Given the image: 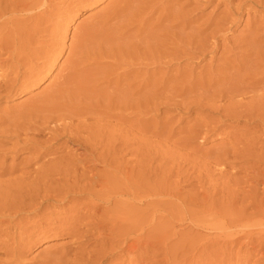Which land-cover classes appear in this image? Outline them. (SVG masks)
Instances as JSON below:
<instances>
[{
	"label": "bare ground",
	"instance_id": "bare-ground-1",
	"mask_svg": "<svg viewBox=\"0 0 264 264\" xmlns=\"http://www.w3.org/2000/svg\"><path fill=\"white\" fill-rule=\"evenodd\" d=\"M54 1L0 0V55L8 54L4 60L0 59V74L3 75L0 99L23 93L31 79L37 77V71L49 62L47 51L41 46L42 50L35 49L33 45L35 39L40 38L38 36L51 33L52 23L55 25L52 20L57 10ZM214 1L204 0L206 3ZM219 1L226 9L199 24L200 19H194L190 10L183 13V6H178L176 0H121V7L116 4L119 10L111 9L108 16L98 17L104 25L92 24L99 35L107 37L104 40L117 43L125 37L121 33L118 35L119 25H126L128 31H133L139 22L136 34L135 31L131 34L130 41L125 39L128 43L125 41L124 47L128 52L122 47L127 53L120 49L121 52L114 49L116 52L111 53L113 58L119 56L120 64H126L128 70L117 75V71L113 72L115 77H111L106 76L108 72L102 70L104 67L100 71L106 75L95 73V68H81L84 62L79 57L85 55L81 47V53L75 52L74 60L64 70L67 73L60 77L55 90L23 105L17 115L1 114L0 140L4 142L0 143V154H12L14 159L25 155L11 168L0 166V252L7 261L3 262H22L27 245L35 234L42 233L72 238L76 248L68 258L69 253L60 254V257L57 253L47 256L45 264H107L114 257L128 264H232L234 261L250 262L255 253L258 260L254 264H264V151L258 152L255 148L256 144L264 148V40L260 36L264 23L251 21L249 17L244 27L247 33L245 53L240 52L244 54L233 60L232 56L228 57L219 75L209 71L197 75L198 78L193 75L180 80L182 73L178 77L169 73V78H156L165 68L163 64L170 66L189 56L206 57L210 53L209 45L213 43L215 48L219 36L238 26L245 13L264 14V0ZM130 8L134 9V14L128 11ZM152 17L155 22L147 26ZM58 23L56 21V25ZM127 33L125 31L124 35ZM85 34L87 32L83 36ZM39 59L41 62L33 64V60ZM90 60L98 63L93 58ZM39 64L42 67L38 68ZM101 84L104 87L99 89ZM158 99L166 100V104L173 101L177 107L181 105L183 111V107L187 111L206 108L214 115L186 129L188 135L180 142L185 148L198 139L205 143L221 137L227 132L223 128L229 127V121L238 124L243 120H248V124L254 121L257 127L251 129L253 131L245 126L244 130L240 128L244 133H234L232 147L218 148L216 157L210 161L211 165L239 164L232 167L234 174L222 181L223 173L217 179L209 162L205 165L201 162L203 172L196 166L200 175L195 179L202 189L200 193L197 190L191 197L188 195L190 198L186 196L188 193L187 199L177 198L175 191L178 189H172L174 186L164 170L173 157V150L169 149V158L164 153L168 154L167 150L164 148V151L161 144L156 145L157 140L149 138L165 136L166 132L168 138L165 137L169 139L176 129L173 132L166 125L161 127L162 124L158 126L161 129H156L153 127L156 118H151L153 114L147 117L151 118L149 123L142 115V109L153 107ZM151 108L150 112L159 110ZM148 113H144L145 117ZM108 119L121 122L122 127L123 123H128L135 130L131 132L120 124L117 126L118 122L113 125L110 121L109 125ZM260 126L262 131L257 130ZM145 131L147 139L153 142L147 152L146 147L141 146L146 139L139 138L138 134ZM250 136L253 137L250 139ZM132 143L140 146L133 149ZM6 144L11 147L3 148ZM129 154L130 158L134 155V159L127 160ZM129 160L135 165L129 166ZM171 162L172 166L180 163L173 164L172 159ZM183 164L174 168L182 169ZM174 171L171 168L169 172ZM146 201L151 203L147 205ZM134 204L147 207L141 210L133 207ZM110 206L112 208L108 209ZM24 218L29 221H19ZM176 221L207 231L209 236L201 238V234L192 230L188 233L178 231ZM221 245L227 249H222Z\"/></svg>",
	"mask_w": 264,
	"mask_h": 264
},
{
	"label": "rangeland",
	"instance_id": "rangeland-1",
	"mask_svg": "<svg viewBox=\"0 0 264 264\" xmlns=\"http://www.w3.org/2000/svg\"><path fill=\"white\" fill-rule=\"evenodd\" d=\"M72 1L75 2V3H72L71 0H63V1L62 0H55L54 1L53 4L56 7L55 10L56 9L57 10L54 12L52 20H53V22L55 21L54 22L55 25L53 26V23H52V25L49 28V33L50 32L51 33L55 32L56 34L55 33H53V34L50 33L49 35H53V36H51V38H50L49 35L48 36L46 35L47 37L45 35H44V37H42V35L38 36V37H40L39 38L40 40L37 37V39L39 41L35 39V45H33V47L35 49L42 50L40 48V46H41L42 48H44L43 49L44 52L47 51L46 52V56H48L49 62L47 63V65L44 66L45 68H43L42 70L37 71L38 72L37 77H33V79H31V81H30L31 83L28 84V86L26 87V89H25V91L23 93H21L18 96H15V97L14 96L12 97V95L11 96L8 95L7 97H4V98L0 99V112H1L0 116H1V114L2 115L3 114L4 115L5 114L6 115L7 114L10 115V113H11L10 117H12L14 115H17L18 114L17 111L21 112L23 107L26 106L25 104H27V103L29 104L31 101L36 100L39 97H42V95L44 93L48 92L51 89L55 90L56 86H57V84L59 82L60 77L67 73V71L65 72L64 70L70 65L69 64L70 61L74 60L73 56L75 55V52L77 51V53H79V52L81 53L82 48H84L82 51H84L85 55H82V56L79 55L80 56L79 58L82 57V62H84V65L81 66V68H91V69L95 68V69H93L94 72L95 73L97 72V74H99V72L103 73V71H100L101 70L100 68L104 67V68H102V70L106 69L104 72H108V74L107 73H106L107 75L105 73H103V74H105L106 76L110 75L111 77L115 75L116 71L118 72V73H116V75H117V74H119V72L123 73L125 70H128L126 68L128 66H125L126 64H124V63H123V65L120 64L122 62L120 61L121 59L119 58V56H114L116 58V60H114L115 58H113V55H111V53H113V51L116 52V50H118L117 53L120 50L124 51V52H126V51L128 52V50H126V48L124 47V44H125L124 42L126 41V44H127L128 41H130V39H131V37H130L131 34L132 35L136 34L137 29L140 27L139 22H137L138 23L137 29L133 30V31L132 30L128 31L126 29V27H125L126 25L125 26L123 25V27H125V28H123L120 25L119 26L116 25V26L119 27L118 35H119V33H121V35L123 34L122 36H125V37H121V35H120V37L123 39V41H122V39L117 41L118 45H120V46H118L117 43H114L116 41H112L114 43L113 44L112 42L109 43V41L107 40L109 45H110L109 46L107 44V41L104 40V38L106 36L104 37V35L103 36L99 35L96 32V28H95V26L93 24L95 22H98V23L100 22L99 24L101 26L104 25V23L101 22L102 20H100L98 17L100 15H102V14L108 16V14L111 12V11H108V10H111V9L112 10L113 9H118L119 10L120 8L119 7L117 8V5L119 4V2L121 0H84V1L72 0ZM167 1H169V0H167ZM176 1L178 3L177 4L178 6H180V7L183 6V9H184L182 11L183 13L184 12H189L188 10H190V13H191L192 17H195L194 19H200L199 24L204 22V21H206L209 17H212V16L213 17H215V16L217 17L224 9H226V5L225 4H221V1H219V0H216L213 3L212 2L211 3H206V2H204V0H176ZM77 2H79V3H77ZM170 4H172V3H170ZM76 5L78 6L77 8L75 7ZM118 6L121 7L120 4ZM171 9H170V12H172ZM133 10H132V8L128 9V11H132L131 14L132 13L134 14ZM126 13H125V15H126ZM128 14L129 13H127V17H128ZM138 17L139 16H137V20H140V17H139V19H138ZM154 17H152L148 21V24L149 23L153 24L155 22V18ZM249 17H250V19H249ZM242 18H243V20H241V22H240V24H238V26H235L233 29L225 31L221 36H219L220 38H218L219 40H217L218 43H216L215 48L213 46L214 45L213 43H211L209 45L210 46L209 47L210 53L206 57H201V56L200 57H198V56L191 57V56H189V57H185L182 61H179V63L176 62V63H173V65H170V66L169 65L165 66V64H163L165 68H163L162 71L164 73L162 71L157 73L158 75H157L156 78H160V77L169 78L170 75L171 76L173 75L172 77H178V75H180L181 73H182L181 77H179L180 80H181L182 77H187L188 76L190 78V76H193V75H194V77L196 76L195 78H198V76H200V74L201 75H205V74L210 73L209 71H211L210 74L214 75V73H215V75H219V73H221L223 71V68H221V67H224V65H225V64L223 65V62L228 60V57L232 56L230 58H231V60H233V59H236V57H238V56H239L238 58H240L242 56V54L245 53L243 51V47H244V44L246 42V35H247V33L245 31L246 29L244 28L246 23L249 20H251V19H252L251 21H253V20L255 21L256 20L255 22H257V23H259V22H263L264 23V14L263 13H260V14L256 13L255 14V12L252 11L250 13V15L245 13ZM135 20H136V18H135ZM152 20H154V21H152ZM56 21L59 22L58 25H56ZM114 23L115 22H113V24ZM110 24L112 25V22ZM136 24H134V25H136ZM89 25L92 26V28L90 27L91 30L89 28ZM93 26H94V28H93ZM147 26H150V24L147 25ZM86 28H89V30L87 29L89 32L86 31ZM263 28H264V24H263ZM54 29H55V31H54ZM124 30L128 32L125 35H124V33H125ZM85 31L87 32V34H85V36H83L84 33H86ZM90 31H93V33L90 34L91 33ZM130 32H132V33H130ZM133 32H134V34H133ZM94 33L96 35H94ZM146 33H147V31H144L143 34L146 35ZM260 33H262L260 36L264 40V29L261 30ZM88 35H91V36L89 37ZM132 37H134V36H132ZM142 37L143 36H141L140 39H142ZM105 39H107V37ZM125 39H127L128 41L125 40ZM103 41H106V42H103ZM36 42H38V43H36ZM132 42L134 43L135 41H132ZM41 43H42V45H41ZM242 43H243V46H242ZM107 46H109L111 48L109 49ZM217 46H218V48H217ZM113 47H115V48H113ZM122 47L126 51L124 49L122 50ZM106 49H109V50H107V52H104V51H106ZM114 49H116V50H114ZM110 50H112V52ZM108 51L110 52V54H108ZM240 52H244V53H240ZM106 54L109 56V58L110 57L111 58L110 59L107 58L108 56ZM235 54H238V55H235ZM0 56H2V57H0V59L4 60L3 58H5V57L7 58L8 54H4V55H0ZM101 56H102V59H101ZM92 58L95 59V61L98 62V63L95 64V62H93L94 60L93 61L90 60ZM117 58H119V60ZM103 59H106V60H103ZM39 60H33L32 62H33V64H37V63L41 62V59H39ZM42 61H43V59H42ZM41 64H39L40 66H38V68L42 67ZM100 64H101V66H99ZM95 65H97V66H95ZM163 65H161V66L163 67ZM96 68L99 69V70H97ZM22 72H24L23 69H22ZM113 72H115V73L111 74ZM212 72H214V73H212ZM101 73H100V76H102ZM160 73H161V75H160ZM169 73H170V75H169ZM202 73H204V74H202ZM176 74H177V76H175ZM1 75L2 74H0V76ZM105 75H103V76H105ZM162 75H166L167 77L166 76H162ZM2 76L0 77V83H1ZM97 78L100 79V77H97ZM98 83L100 84L101 82H98ZM101 87H104V85L102 86V84H101L99 89ZM9 96H10V98H9ZM158 100H157L158 102L156 101V105H154L153 107L151 105V106H148V108L145 109V110L142 109V112H143L142 115H144V117L143 116L142 117H143V119H147V117H150L151 114H153L151 116V118L153 120L156 118L155 119L156 122H154V126H153L154 128L157 129V128H159L161 126L159 124H162L161 127L166 125L169 130L172 129L173 132H175V129H176V132L178 133V134H176V132L173 133L174 135H172V136L173 137L175 136L174 139H173V137H170L169 139H166V137L168 138V136H167L168 134L166 132H164V134H166L165 135L166 137L163 135L162 137L158 136V137H155L153 139L149 136V138L151 140H155V141L157 140V144L156 145L161 144V147H163V150H164V148L167 150L168 154H166V152H164L165 155H168V156L170 155L171 156V154H172L173 157L170 158V156H169V158H170L169 161L170 162H168V159H167L168 156H166V160H167L166 162H168L167 163V168L168 169L164 168V170H165V173L171 179V181L169 180L170 184L172 183L171 186H174L173 188L172 187L171 188L172 189L177 188L178 190H181V192L178 191V190H177L178 191L177 192V191H175L176 189H174L176 194L178 193L177 194L178 196H176V197L183 200L186 196L190 195V197H191L192 194H194V192L197 193V190H198V193H200V191L202 190L201 188L200 189L198 188L200 186L195 181V179L197 178L198 174L200 175V173H198V172H200L201 168L203 169V165L202 164L205 165V163L209 162L208 164L211 165V162L213 161V159L217 155L216 151L218 150V148H221V147L222 148H226V147H230L231 148L233 141H235V139H233L234 138L233 135H235V134H239L240 135L241 132L243 134L244 133L243 130L246 129V128H248V130L249 129L250 130L254 129L255 127H257V124L253 123L254 121L253 122L249 121V122H251V124L250 123L248 124V120H243L242 123H239V124H238V122H235V121H229V124L227 122L229 127L223 128L224 130L227 129V130H225V132L226 131L227 132L223 133V135L221 137H218V138L215 137L214 141H208V142H205V143H201V139H198L194 143L191 142L192 143V144H190L191 146L187 145V148H185V146L183 147L182 144L180 145V142L182 143L183 142L182 140L186 139L185 136L188 135L186 133L189 130L188 128H191L195 122L201 123L202 121H204V119H205L204 117H208L209 115L211 117L213 114L208 112V110H206V108H196V107L192 111H187L186 107H183L184 111H185L184 112L183 109H182V106L180 105V107H177V104L175 105V102H173V101L169 102L168 104H166L167 103L166 100H163V99L162 100L158 99ZM160 100L162 102L161 103L162 105L158 104V103H160ZM165 101H166V103H165ZM190 101L191 100H188V102H190ZM163 103H164V105H163ZM170 103L174 104V106L176 108L174 106H172ZM151 107L154 109V111L158 110V109L159 110L155 111V112H150L148 109L151 108ZM152 108L150 110H152ZM13 112L15 114H13ZM147 112H149L150 114L148 113L146 115V117H145V114ZM153 116H155V117L153 118ZM151 118H149V119H151ZM149 119L146 120L147 123H149ZM110 121L113 123V125L116 122H118L117 120L115 121L113 119H108V122H110ZM146 121H143L142 124L144 125V122H146ZM111 122H110V124L109 123L108 124L111 125L112 124ZM166 122L167 123L169 122V123L166 124ZM120 123L121 122H118V123H116V125L119 126ZM147 123H145V124H147ZM126 124H128V123H126ZM126 124L123 123V127L125 129L129 128L128 130L132 132V130L134 128L133 127L130 128V124H128L129 126L126 125ZM168 125H170V127H172V128H170ZM144 126H147V125H144ZM121 127H122V125H121ZM242 127H244L243 130L240 129ZM159 129H161V128H159ZM186 129H188V130H186ZM236 129H237L238 132L236 131ZM257 130L258 131H262L263 130L262 126H260ZM251 131H253V130H251ZM133 132H135V131H133ZM142 132L138 133V134L141 135V136L138 135V137L139 136H140L139 138L143 137V139L145 138L146 140L141 139V140H143V143H142L141 146L146 147V149H144L145 151L148 150V147H150L149 148V150H150L151 149V145H152L153 142L148 140L149 138H148V134H147L148 132L147 131H145L144 133H142ZM149 135H150V133H149ZM129 137L132 138V135L129 136ZM252 137L253 136H250V139ZM46 138H47V136H46ZM166 140H170L171 142H173V140H174V142L171 143L170 141L168 142ZM175 140H177V141H175ZM146 141H147L148 144L146 143ZM160 141H161V143H160ZM164 141H166L165 145H167L168 147L163 145ZM1 142H4V140L1 139L0 143ZM176 142H178V144ZM168 143L171 144V147H170V144H168ZM136 144L137 143H132L131 144L133 149H135L136 147L138 148L140 146L139 144H137V146H136ZM6 145H4V146L2 145L3 148L11 147V144L7 145V147H6ZM148 145H150V146H148ZM257 145H258V147H257ZM260 146H261V144L260 145L256 144V147H255L256 150L258 149L257 150L258 152H259V150H260V152L264 151V148H262ZM132 147H130V148L132 149ZM144 147H142V148H144ZM152 148H153V146H152ZM169 149H171V151L173 150V153L171 152V154H170L169 153L170 152ZM166 150H164V151H166ZM192 153L194 155H192ZM11 155H8V156L4 155L3 156V154L2 155L0 154V164L2 162H4L0 166L3 167V165H5L3 168H6L7 166H8V168H11V166H13V164L16 165V163L18 164L19 162H21L22 158L25 156L24 154L23 155L20 154L18 158L14 159V157L12 158L13 155L12 156ZM128 156H129V158H128ZM128 156L126 158L127 160L128 159H130V160L134 159V155H133V158H132V155H131V158H130V154ZM175 156H176V158H175ZM195 158H196V160L198 162L195 160ZM171 159L173 160V164H175L174 162H180V163H176V165H174V166H177V164H180V166H181V164H183L181 162L185 163V161H186L187 164L186 163L183 164L182 169H181V167L174 168V166H172ZM130 160H129L130 164L129 163L128 164H129V166L131 165V167H132L135 164L133 162H131ZM162 161H165V159H163ZM194 161H195V164L197 163V165H195V166H194ZM190 162H191V164H190ZM201 162H203V163L201 164ZM229 163L230 164H228L226 166L215 165V164L211 165V167H212L211 170L215 171V172H213V174L215 173L214 175L217 177V179L219 178V176H221L220 174L223 173L224 179L222 177V181L225 180V179L227 180L228 177L231 176V174H234V169L232 167L240 166L239 164H237V165L233 164V166H232V163L231 162H229ZM169 164L171 165V167H170ZM191 165H193L194 167H192ZM196 166L199 167V168L201 166V168L198 169ZM171 168H173V170L175 169V171L172 172V173L169 172ZM193 168L197 172L194 173L193 172L194 170H191ZM202 169H201V171H202ZM178 170H181L182 172H184V174L181 171H178ZM216 170H217V172H216ZM212 171H211V173H212ZM218 172H219V174H218ZM160 178H161V175L158 178V181H157V179H155V180L157 182H159ZM192 178L194 180H192ZM5 179H6V177H4V180ZM222 181H220V182H222ZM201 196H203V195H201ZM190 197L188 196L187 198H190ZM187 198H185V199H187ZM214 198L217 199V198H219V196H215ZM163 200H165V199H163ZM148 202L149 201H146L145 203H147V205H148ZM170 202H173V201H170ZM150 203L151 202H149V204ZM147 205L144 206V204H136V205L134 204L133 207H135V208L137 207L138 209L144 210V209H146ZM68 207H70V206H68ZM80 207H78V208H80ZM143 207H144V209H143ZM111 208L112 207L110 206V208H108V209H111ZM166 210H168V209H166ZM25 220H26V222L29 221L27 218L26 219L24 218V219L19 220V221H24L25 222ZM168 220H169V218H168ZM190 226L191 225H189V224L188 225L187 224L186 225L185 224H178V222L175 224V228L176 227L178 228L176 230L182 231L183 233H188L189 230H192V231H194V233H196L198 235L201 234L200 235L201 238H207L209 236V232H207V231L205 232L204 230L201 231V229L193 227V226H191L192 227L191 228ZM149 230H148V232H149ZM151 231H152V228H151ZM182 232H180V233H182ZM35 236L36 237H33V239L35 241L32 239V242H30V244H33V245H30V244L27 245L26 249H28V250H25L27 252L24 253V255L22 257L23 259L21 258L22 262L20 261L19 264L20 263L21 264H43L44 263L45 264L46 261L45 262H43V261L47 258V256H53V254H56V253L58 254L57 257H60V254H61V256H65L66 254L69 253V256L68 255L66 256L68 258V257H70L72 255L71 253H73L75 251V249H76L75 245H73L74 243L72 241V238H69V237H67L65 235H62V234H48V235H45L46 236L45 237L42 233H38L37 235L35 234ZM96 245L97 244H95V246ZM220 247L221 248L223 247L222 249H224V250L227 249L226 246H222L221 245ZM239 247L240 246H238V248L236 247L237 251H238ZM222 249H220V250L222 251ZM237 251H235V252H237ZM54 256H56V255H54ZM256 256H257V254L255 253L254 254L255 258L253 257L250 262H242L241 263V262H238V261H234V262H232V264H248V263L249 264H254V263H256V260H258V259H256ZM116 258L117 257L112 258L113 260L109 259L107 264H110L109 262L110 261L113 262L114 260H116ZM3 261L7 262L4 253L0 252V264H7V263H5ZM125 263L128 264L127 261ZM125 263H124L123 260L120 259V260L114 261L112 264H125Z\"/></svg>",
	"mask_w": 264,
	"mask_h": 264
}]
</instances>
